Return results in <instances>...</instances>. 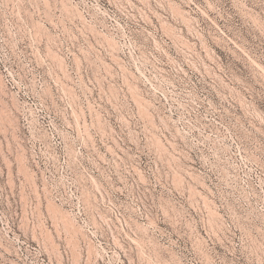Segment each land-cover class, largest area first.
I'll list each match as a JSON object with an SVG mask.
<instances>
[{"label": "rangeland", "instance_id": "rangeland-1", "mask_svg": "<svg viewBox=\"0 0 264 264\" xmlns=\"http://www.w3.org/2000/svg\"><path fill=\"white\" fill-rule=\"evenodd\" d=\"M0 264H264V0H0Z\"/></svg>", "mask_w": 264, "mask_h": 264}]
</instances>
